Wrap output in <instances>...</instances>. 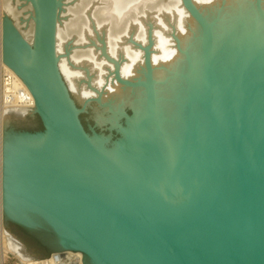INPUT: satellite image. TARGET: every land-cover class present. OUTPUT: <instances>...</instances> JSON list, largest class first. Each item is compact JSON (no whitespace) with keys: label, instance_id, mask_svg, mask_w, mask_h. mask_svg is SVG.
I'll return each instance as SVG.
<instances>
[{"label":"water","instance_id":"water-1","mask_svg":"<svg viewBox=\"0 0 264 264\" xmlns=\"http://www.w3.org/2000/svg\"><path fill=\"white\" fill-rule=\"evenodd\" d=\"M4 228L22 262L264 264V0H5Z\"/></svg>","mask_w":264,"mask_h":264},{"label":"built area","instance_id":"built-area-1","mask_svg":"<svg viewBox=\"0 0 264 264\" xmlns=\"http://www.w3.org/2000/svg\"><path fill=\"white\" fill-rule=\"evenodd\" d=\"M0 103L3 108L28 107L31 105V96H29L24 88L18 86L15 75L3 65L0 68ZM83 255L79 252H61L54 253L50 257L36 259L32 264H81ZM0 264H31L22 262L12 253L3 256Z\"/></svg>","mask_w":264,"mask_h":264},{"label":"bare ground","instance_id":"bare-ground-1","mask_svg":"<svg viewBox=\"0 0 264 264\" xmlns=\"http://www.w3.org/2000/svg\"><path fill=\"white\" fill-rule=\"evenodd\" d=\"M4 6H3V3L2 1L0 0V68L1 66L3 65L4 67H6L9 71H11L15 77H16V81H17V84L18 86L24 88L25 92L31 96V105L28 106V107H35V98L34 96L32 95L31 91L29 90V88L27 87V85L23 82V80L17 75V73L11 69L6 63H4V34H5V25H4V18L3 17V11H4ZM1 92H0V99H1ZM21 107H24V106H21ZM13 108H17V107H13ZM7 109V108H3L1 103H0V112H1V117H0V120H2L4 122V110ZM2 123V122H0ZM2 131H0V151H1V148H2V152H0V165L2 164V155H3V169L1 171V166H0V178H1V172H2V175H3V171H4V134L3 136L1 135ZM2 136V137H1ZM2 141V143H1ZM0 182H1V179H0ZM1 185V183H0ZM1 188V187H0ZM1 192V197H2V190L0 191ZM0 223L2 224V229H1V237H0V262H2L3 260V256L7 253H12L13 255H15L16 257H18L11 249H10V246H9V241H8V238L5 237V234H4V175H3V206L1 204V200H0ZM20 259V258H19Z\"/></svg>","mask_w":264,"mask_h":264},{"label":"rangeland","instance_id":"rangeland-1","mask_svg":"<svg viewBox=\"0 0 264 264\" xmlns=\"http://www.w3.org/2000/svg\"><path fill=\"white\" fill-rule=\"evenodd\" d=\"M2 1V3H3V6H4V11H3V17H5V0H1ZM0 115H1V112H0ZM1 117V116H0ZM0 122H2V123H0V131H2L1 133V135L3 136V134H4V122L2 121V120H0ZM1 136V137H2ZM1 143H2V141H1ZM0 152H2V148H1V151ZM1 154V153H0ZM2 154H3V152H2ZM2 164L0 165L2 168H1V171H2V169H3V155H2V162H1ZM3 175H4V171H3ZM3 175H2V172H1V185H0V191L2 190V197L0 196V200H1V204H2V206H3ZM0 195H1V192H0ZM1 229H2V224L0 223V233H1ZM3 229H4V234H5V237H7L8 238V236H7V233H6V230H5V228L3 227ZM0 237H1V234H0ZM19 258V257H18Z\"/></svg>","mask_w":264,"mask_h":264}]
</instances>
